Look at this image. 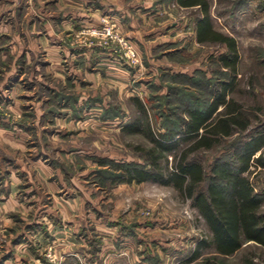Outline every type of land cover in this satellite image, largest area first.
<instances>
[{"label": "rangeland", "instance_id": "1", "mask_svg": "<svg viewBox=\"0 0 264 264\" xmlns=\"http://www.w3.org/2000/svg\"><path fill=\"white\" fill-rule=\"evenodd\" d=\"M79 1L0 0V264H186L210 233L192 200L117 166L151 167L154 139L234 77L228 47L199 43L200 10L177 0ZM209 1L239 43L232 96L263 130L264 0ZM234 140L202 151L206 166ZM250 176L264 195V168ZM248 254L264 264L253 246L214 264Z\"/></svg>", "mask_w": 264, "mask_h": 264}, {"label": "trees", "instance_id": "2", "mask_svg": "<svg viewBox=\"0 0 264 264\" xmlns=\"http://www.w3.org/2000/svg\"><path fill=\"white\" fill-rule=\"evenodd\" d=\"M177 1L182 7L200 10L202 15L196 25L199 43H220L228 47L221 62L234 77L220 85L204 109L187 110V119L180 123V130L160 133L154 139L155 147L149 151L150 168L118 165L126 175L121 181L172 185L192 200L210 233L198 240L190 261L203 248H214L217 254L231 256L249 241L264 247V195L256 191L250 176L254 167L264 168V129L252 131L248 112L232 96L240 69L238 40L215 28L209 0ZM141 110L145 112L144 108ZM180 133L184 135L177 138ZM235 137L238 140L227 147L232 150L206 166L200 153L220 147ZM182 143L185 144L181 147ZM218 258V255L208 258L205 264H214ZM246 264L255 263L247 258Z\"/></svg>", "mask_w": 264, "mask_h": 264}, {"label": "crops", "instance_id": "3", "mask_svg": "<svg viewBox=\"0 0 264 264\" xmlns=\"http://www.w3.org/2000/svg\"><path fill=\"white\" fill-rule=\"evenodd\" d=\"M83 1V0H82ZM79 2H81V0L79 1ZM82 3V2H81ZM80 3V4H81ZM97 12V11H96ZM12 193H14V190H12ZM8 201L7 202H5V201H0V220L2 219V218H5V217H3L5 214H9V212L11 211V209H13V207L11 206V196L10 197H8V199H7ZM248 246H253V247H257V248H262V249H264V247L261 245V244H259V243H257V242H255V241H249V242H247L245 245H244V247L242 248V250L243 249H245L246 247H248ZM209 251H211L210 253H208ZM205 253H207V254H205ZM114 254H112V256H113ZM215 255H218V260L220 259V258H222V257H226V258H229L230 256H222V255H220V254H217L216 253V250L214 249V248H203V249H201L200 250V255L196 258V259H193V261H190L189 260V258L191 257V256H188L185 260V263L186 264H196L197 262H199V261H203V259L204 258H206V257H212V256H215ZM111 256V257H112ZM114 257V256H113ZM249 257V258H248ZM247 258L248 259H251L253 262H254V259H253V257H252V255L251 254H248V256H247ZM212 260V259H211Z\"/></svg>", "mask_w": 264, "mask_h": 264}]
</instances>
